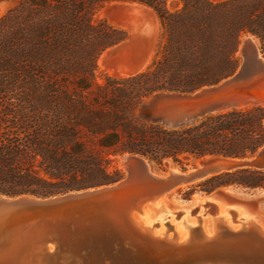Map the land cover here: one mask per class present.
<instances>
[{"label":"trees","instance_id":"trees-1","mask_svg":"<svg viewBox=\"0 0 264 264\" xmlns=\"http://www.w3.org/2000/svg\"><path fill=\"white\" fill-rule=\"evenodd\" d=\"M124 0H0V193L46 197L124 177L119 157L183 165L208 155L250 157L264 145V105L232 107L170 126L141 105L157 91L194 92L233 75L242 37L264 56V0H138L158 12L163 33L141 74L97 80L99 58L127 32L99 19ZM135 1V0H134ZM197 187L264 190V170L244 167ZM193 189L187 194L189 196Z\"/></svg>","mask_w":264,"mask_h":264},{"label":"water","instance_id":"water-1","mask_svg":"<svg viewBox=\"0 0 264 264\" xmlns=\"http://www.w3.org/2000/svg\"><path fill=\"white\" fill-rule=\"evenodd\" d=\"M124 1L144 5L134 6L124 17L139 38L128 32L108 49L120 46L117 66L131 77L150 67L162 22L151 5ZM148 8L159 20L156 38L147 25ZM250 46L233 75L194 92L157 91L141 105L142 114L180 126L212 112L264 105V56L258 45ZM200 159L201 166L163 176L144 156L128 153L126 176L108 185L46 197L0 193V264H264V231L253 222L241 221L234 229L214 211L212 235L198 228L180 241L175 234L155 235L135 220L134 213L183 185L244 167L264 170V145L250 157ZM210 209L211 203L205 202V213Z\"/></svg>","mask_w":264,"mask_h":264},{"label":"bare ground","instance_id":"bare-ground-1","mask_svg":"<svg viewBox=\"0 0 264 264\" xmlns=\"http://www.w3.org/2000/svg\"><path fill=\"white\" fill-rule=\"evenodd\" d=\"M136 5H137V3H135V2L112 1V2H107L105 4V7L102 9V11L113 14L115 20H117V21L123 20L125 22V20H124L125 12L130 11ZM140 5L144 7V5H142V4H140ZM1 6L2 5L0 4V8H1ZM147 11H148V15L146 17V20L148 22L147 25H148V28L154 29L153 35H154V38H156V34L159 31V28H158L159 20H158L156 12L153 9L148 8ZM152 11L155 13L153 14ZM154 17H155V19H154ZM123 24L125 25L126 23H123ZM126 27L129 29V32L131 33L133 38L137 40L139 38V34L132 31V29L130 27H128V26H126ZM252 43L258 45L252 34H246L243 37L242 44H241L240 50H239V54H241L245 58V55L247 52L245 49L248 47H251L250 45H252ZM123 44H121V45H123ZM119 47L110 48L106 52H104L102 57L99 60V64L102 67L106 68L107 71H109L114 76L128 77L129 75L122 73L120 68L117 66V63H116V60L118 58V51L117 50ZM122 159L125 160V163L127 164L126 154L122 157ZM201 163H202V160L200 159L198 166H201L202 165ZM174 171H180V170L172 167L169 172H174ZM168 173L159 174V175L166 176V175H168ZM183 186H185V185H183ZM167 198H168V194L162 196L161 198H159L154 203L147 204L144 207L143 212H141L140 214L134 213L135 220L140 225L150 229L153 232V234H155V235L164 236L165 234H167L168 237H173L175 234L178 237V239L180 241H182L189 236V233L193 229H198V228L201 229L205 234L212 235L213 234V228H214V220L212 222L209 219L210 217L209 218L206 217V219L203 221L202 218H200V215H197V217L199 218L198 222L196 221L197 224L195 223L194 220H190V219H188V222H190V223H188L187 221H185V218H187V217L186 216L183 217L184 218L183 224H184L185 228H188V230L186 232H182L180 229L182 223H177V224L175 223L173 227H170L171 225H169V223L166 222V225H168V228L167 229L162 228V226L164 225V221H163L162 217H166L165 216L166 214L171 215L177 211L179 213L178 218L181 220L183 215L180 213H184V212L185 213H189V212L197 213L198 211H200V208L202 206L204 207L205 202L211 203V209H210V211H207V213L211 214V212H214V211L218 212V217H221V219L227 225L231 226L234 229H237L239 227V225L238 224H236V225L232 224L230 221H228L229 217H226V215L224 214L225 210L230 211V212H234L235 217L241 216V218H239V219H236L237 217L236 218L234 217L238 223L241 221L253 222V223L257 224L264 231L263 213L261 211L258 212V210H256V209L251 211L250 209L247 208V206L245 204H241V203L227 204L225 196H223V194H221V193L212 192L210 194H207V196L196 197L195 200H192L191 202L187 203L190 205L175 206V207H170L168 205ZM198 205H199L198 209L193 210L194 207H196ZM202 210H203V212H205L204 208ZM169 217H171V216H169ZM169 219L173 220V222H174L173 218H169ZM156 221H158V222H156ZM156 225L158 226L159 229H155ZM171 230H173L174 233L170 232ZM171 233H172V235H171Z\"/></svg>","mask_w":264,"mask_h":264},{"label":"rangeland","instance_id":"rangeland-1","mask_svg":"<svg viewBox=\"0 0 264 264\" xmlns=\"http://www.w3.org/2000/svg\"><path fill=\"white\" fill-rule=\"evenodd\" d=\"M110 2H112V1H110ZM135 3H137V2H135ZM0 4L2 5L1 8H0V16H2L7 11V9L9 8L10 3L4 2V3H0ZM105 4L99 9V11L97 12L96 16L99 19H104L109 24L114 25L115 27L121 28V29L125 30L128 33L129 29L126 27L127 26L126 24H125L126 26L123 24V23H125L123 20L122 21H117V20H115L113 14L102 11V9L105 7ZM137 5H140V4L137 3ZM181 5H182V3H181L180 0H168V2H167V7L170 10H176V9L180 8ZM127 12L128 11H126L125 13H127ZM154 13L155 12H153V14ZM154 19H155V17H154ZM158 28H159V25H158ZM158 32H160V28H159ZM158 32H157V34H158ZM162 33H163V27L161 26L160 41H161ZM157 34H156V36H157ZM247 34H250V33H247ZM245 35L246 34H244V36ZM243 37H242V40H243ZM254 38H255L258 46L260 47L258 39L255 36H254ZM160 41H159V43H160ZM159 43H158V45H159ZM241 44H242V42H241ZM241 44H240V46H241ZM157 49H158V46H157ZM157 49H156V52H157ZM156 52L154 53L152 62H153V60L155 58ZM102 54H101V56H102ZM238 55L240 56V59L242 61L244 59V57L241 54H239V53H238ZM101 56H100V58H101ZM100 58H99V60H100ZM152 62H151V64H152ZM98 64H99V61H98ZM105 74L112 75L109 71H107L106 68L102 67L99 64L97 80L99 82H104L105 81V77H104ZM112 76H114V75H112ZM122 157L118 158L117 166L123 171L124 176H126V174H127V164L125 163V160L122 159ZM199 162H200V159H198V160L189 159L188 162L185 164V168H183V165L175 163L172 160H167L162 165H158V164H153L152 165V164H150V166H151L152 170L155 173L166 174V173H168L171 170L172 167L177 168L180 171L191 170L193 167H196L197 165H199ZM198 183L199 182H197L195 184H189V185H185V186H181V187L176 188L173 192L168 194V198H167L168 205L170 207L190 205V204H187V203L191 202L192 200H195L196 197L207 196V192L202 191L200 189V187L196 186ZM192 188H194L193 192L189 196H187V194L191 191ZM214 192H218V193L223 194V196H225L227 204H235V203L245 204L247 206V208L250 209L251 211L256 209V210H258V212L261 211L263 213V215H264V190H247V189H243V188H239V187H222V188H219V189L215 190ZM203 208L204 207L202 206L200 208V211H198L197 213H192V212L180 213V214L183 215L181 220L178 218V214L179 213L177 211L175 213L171 214V215L166 214L165 215L166 217H162V219L164 221V225L162 226V228H164V229L168 228V225H166V222H168L169 225H171L170 227H173L175 223L176 224L177 223H182L180 229H181L182 232H186L188 230V228H185V226L183 224V222H184V218L183 217H185V216L187 217V218H185V221L188 222V219L194 220L196 224H197V222L199 220L197 215H200V218H202L203 221L206 219V217H208V218L210 217L209 219L213 222L212 215L210 213L203 212V210H202ZM224 214L226 215V217H229L228 221H230L232 224H235V225L238 224V222H235L233 220V215L234 214L232 215V213L230 211H226L225 210ZM169 216H171V217H169ZM169 218H173L174 222H173V220H171ZM239 218H241V216L237 217L236 219H239ZM156 222H158V221H156ZM188 223H190V222H188ZM155 229H159L157 225L155 226ZM170 232L174 233L173 230H171ZM172 233H171V235H172Z\"/></svg>","mask_w":264,"mask_h":264}]
</instances>
